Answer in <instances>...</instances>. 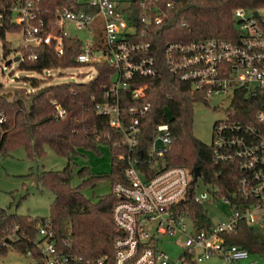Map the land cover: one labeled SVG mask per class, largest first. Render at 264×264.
Returning <instances> with one entry per match:
<instances>
[{"label":"built area","instance_id":"2783aa9c","mask_svg":"<svg viewBox=\"0 0 264 264\" xmlns=\"http://www.w3.org/2000/svg\"><path fill=\"white\" fill-rule=\"evenodd\" d=\"M42 1L17 0L8 8L11 21L22 25L23 46L47 44L62 55L65 39L74 37L81 41V50L75 57L79 64L89 63L94 68L96 63H108L113 68L94 105L104 119L95 136L109 138L106 127L116 129L128 150L126 179L111 184L117 197L112 208L117 230L112 242L113 264H205L211 257H216L219 264H236L255 254L228 242L227 236L240 220L264 232V108L248 117L234 104L240 97L251 99L264 92V5L233 9L239 32L234 41L205 37L168 41L163 47L168 69L188 82L191 90L207 99L222 95L229 100L228 117L213 125L211 145L213 161L231 164L235 170V186L231 194L217 195L216 186L197 193L190 183L193 171L188 166L161 162L172 142L167 123L155 125L150 133L146 159L134 154L142 134L141 117L150 107L148 101H142L147 83L141 80L156 74L145 30L168 17L167 8L174 0H62L53 13L43 8ZM136 4L141 9L133 19L128 10L130 7L135 13ZM140 25L144 26L138 33ZM36 57V53L30 55ZM44 71L49 74L50 69ZM123 90L127 93L121 95ZM121 97L135 102L123 105ZM52 105L54 117L66 115L57 100L53 99ZM5 120L6 114L0 110V123ZM145 161L149 173L143 166ZM192 190L194 201L212 206L220 201L231 208L230 212L223 220L198 230L186 206L187 193ZM49 222L44 218L39 223L43 264H80L81 260L89 263L88 258L58 249L51 238ZM164 242H172L180 252L173 255ZM258 253L260 262L251 264H264V252ZM106 258V254L98 257L97 264Z\"/></svg>","mask_w":264,"mask_h":264},{"label":"trees","instance_id":"16d2710c","mask_svg":"<svg viewBox=\"0 0 264 264\" xmlns=\"http://www.w3.org/2000/svg\"><path fill=\"white\" fill-rule=\"evenodd\" d=\"M16 1L0 0L3 55L5 58L10 54L20 55V69L41 75L22 76L29 81V88H13L9 96H6L3 88L0 89V110L6 114V120L0 123V156L2 158L17 147H24L27 155L35 159L43 156L48 146L57 154L67 157L68 162L61 169H42L37 173V183L50 189L54 195L47 217L21 214L0 206V255L6 254L8 247L12 246L26 254L29 251V256L36 260L35 264H43L39 246L43 237L39 234V223L47 218L53 232L51 238L60 251L90 259L89 263L81 260L80 264H97L96 259L106 254L107 258L102 264H113L112 242L117 230L112 208L117 197L110 190L93 200L83 192L86 185L95 184L101 177L106 176L111 184L126 179L124 169L128 150L120 133L111 127H106L110 132L109 138L96 137L94 133L104 121L94 105L101 98L102 86L108 83L113 68L108 63H96V74L91 79L52 82L51 74H44V70L79 66L75 57L81 50V41L68 36L62 55H57L53 46L47 44L23 46L20 43L13 46L6 39V32L22 31V25L12 22L8 12V8ZM61 1L43 0L41 4L53 13L56 4ZM263 5L264 0L174 1L167 8L168 17L162 23L150 24L146 28L144 37L151 42L149 53L154 56L156 74L141 80L147 83L146 96L142 101H148L150 107L141 117L142 134L134 151L137 157L147 158L145 148L150 133L155 125L167 123L172 131V142L161 162L188 166L192 171L198 167L202 182L219 188L216 193L214 191L217 195L234 191L236 172L232 165L216 164L212 145L202 142L192 132L193 105L207 98L191 90L188 82L181 81L168 69L163 47L168 41L199 40L205 37L218 36L234 41L239 32L235 27L233 9ZM135 7V13L130 7L128 10L133 19L141 9L138 4ZM48 17H52V14H48ZM183 21L185 24L182 25ZM143 26H139L138 33ZM33 53L37 54L36 58H30ZM124 93L127 91H121V95ZM53 99L65 108L66 115L63 118L54 117ZM134 102V99L121 97L123 105ZM234 104L236 110L250 117L253 111L264 108V92L251 99L240 97ZM98 143L109 146V172H93L87 165L74 169L72 155L78 153L80 148L97 149ZM143 166L146 172H151L146 169V161ZM75 175L81 178V182L74 186L71 180ZM190 183L195 185L194 180ZM193 192L187 193L186 206L191 212L194 226L201 230L213 220L206 205L194 201ZM227 241L251 252H264V232L245 220L237 223V228L227 236Z\"/></svg>","mask_w":264,"mask_h":264},{"label":"rangeland","instance_id":"374dc122","mask_svg":"<svg viewBox=\"0 0 264 264\" xmlns=\"http://www.w3.org/2000/svg\"><path fill=\"white\" fill-rule=\"evenodd\" d=\"M6 39L15 46L21 43L22 33L6 32ZM12 57H14L13 54L4 57L0 39V64L2 68L4 67V69H1L0 78L4 83L3 89L6 94H10L13 88L19 90L29 88V81L22 76L41 75L40 73L20 69L18 67L19 60H13L5 67L6 59ZM44 74H47V72L44 71ZM49 74H51L52 82L58 83L69 80L90 79L95 74V70L91 64L82 63L76 67L50 69ZM228 106L229 100L222 95H212L206 101L202 100L194 103L192 132L199 140L211 144L213 125L228 117L226 113ZM110 158L109 146L105 143H98L97 149L80 148L78 153L72 155L71 161L74 169L87 165L93 172L107 173L111 168ZM67 162V157L57 154L48 146L45 147V154L35 159H31L27 155L24 147L15 148L9 154L0 158V206L21 214L47 217L54 195L50 189L41 187L37 183V173L42 169H61ZM80 182L81 178L77 175L71 180V184L74 186ZM194 184L197 193L213 188L211 183H203L200 178H197ZM110 190L111 182L106 176L99 178L95 184H89L83 188L84 194L93 200ZM205 205L209 209L214 222L223 220L224 215L231 210L227 204L220 201L216 202L215 206ZM163 245L171 250L173 255L180 252L179 247L177 248L172 242H164ZM260 259L259 253L255 252L247 258H242L236 264H251L255 260L259 263ZM35 263L34 258L12 246L8 247L6 254L0 255V264ZM204 263L219 264V260L216 257H211L206 259Z\"/></svg>","mask_w":264,"mask_h":264},{"label":"water","instance_id":"95a60500","mask_svg":"<svg viewBox=\"0 0 264 264\" xmlns=\"http://www.w3.org/2000/svg\"><path fill=\"white\" fill-rule=\"evenodd\" d=\"M174 1H176V2H182V1H185V0H174ZM254 12H255L256 15L258 14L256 11H254ZM19 59H20V55H15V56L12 57V58H8V59H6L4 65H5V67H6V66L9 65L13 60H19ZM3 68H4V67H3ZM3 68L1 67V64H0V73H1V69H3ZM3 87H4V83H3V81H2L1 78H0V89L3 88ZM8 94H9V93H8ZM8 94H6V96H8ZM199 176H200L199 168H198V167H194V168H193V180H196ZM118 232H121V231L118 230Z\"/></svg>","mask_w":264,"mask_h":264}]
</instances>
